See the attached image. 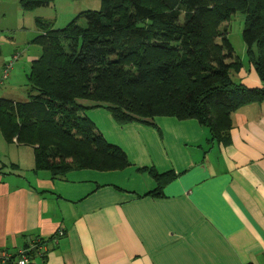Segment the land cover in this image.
Instances as JSON below:
<instances>
[{
	"label": "crops",
	"instance_id": "obj_1",
	"mask_svg": "<svg viewBox=\"0 0 264 264\" xmlns=\"http://www.w3.org/2000/svg\"><path fill=\"white\" fill-rule=\"evenodd\" d=\"M6 64L0 87L12 80ZM233 78L264 86L249 61ZM86 114L130 164L53 178L34 170L32 146L1 133L0 251L42 238L30 264H264V101L233 114L227 142L194 118L119 124L101 105ZM150 168L173 176L159 189Z\"/></svg>",
	"mask_w": 264,
	"mask_h": 264
},
{
	"label": "trees",
	"instance_id": "obj_2",
	"mask_svg": "<svg viewBox=\"0 0 264 264\" xmlns=\"http://www.w3.org/2000/svg\"><path fill=\"white\" fill-rule=\"evenodd\" d=\"M52 2L20 4L27 12ZM237 12L245 15L248 61L264 84V0H102L100 10L83 11L63 28L36 17L41 54L28 75L29 99L0 97V132L9 144L32 146L34 170L53 178L130 164L86 114L92 106H105L119 124L194 118L212 140L227 142L233 114L264 101V86L233 78L243 61L224 24ZM172 176L159 175V189ZM36 240L29 257L47 243Z\"/></svg>",
	"mask_w": 264,
	"mask_h": 264
},
{
	"label": "rangeland",
	"instance_id": "obj_3",
	"mask_svg": "<svg viewBox=\"0 0 264 264\" xmlns=\"http://www.w3.org/2000/svg\"><path fill=\"white\" fill-rule=\"evenodd\" d=\"M20 1L0 0V67L4 62H9L14 55L18 57L14 62V68H11L12 80L1 85L0 93L5 90L6 98L27 101L29 99L28 75L32 64L30 57L33 54H41V47L33 42L39 33L35 22L36 17L49 19L54 22L55 28H63L83 11L100 10L102 0H53L50 6L27 12L22 9ZM81 23L86 24L83 19ZM224 25L228 27L227 36L235 49V54L244 64H247V47L242 37L245 15L237 12ZM218 41L221 39L219 38ZM1 139L5 141L3 135Z\"/></svg>",
	"mask_w": 264,
	"mask_h": 264
},
{
	"label": "built area",
	"instance_id": "obj_4",
	"mask_svg": "<svg viewBox=\"0 0 264 264\" xmlns=\"http://www.w3.org/2000/svg\"><path fill=\"white\" fill-rule=\"evenodd\" d=\"M14 56L6 65L4 75H3V79H6L8 77L9 71L13 67L15 60L18 59L17 56H15V57ZM63 234H64V232L60 230L59 235H63ZM36 242H37V240L34 241L30 245V247L27 248L26 250H24V251L22 250V251H19L17 253H12L8 250L0 251V264H30V257L28 255V253L31 250V248H35V247L37 248ZM41 248L43 251L45 248V245H43Z\"/></svg>",
	"mask_w": 264,
	"mask_h": 264
},
{
	"label": "water",
	"instance_id": "obj_5",
	"mask_svg": "<svg viewBox=\"0 0 264 264\" xmlns=\"http://www.w3.org/2000/svg\"><path fill=\"white\" fill-rule=\"evenodd\" d=\"M36 248V247H35Z\"/></svg>",
	"mask_w": 264,
	"mask_h": 264
}]
</instances>
